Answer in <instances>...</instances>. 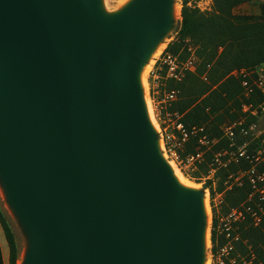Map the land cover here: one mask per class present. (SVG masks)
Returning <instances> with one entry per match:
<instances>
[{
    "label": "water",
    "instance_id": "95a60500",
    "mask_svg": "<svg viewBox=\"0 0 264 264\" xmlns=\"http://www.w3.org/2000/svg\"><path fill=\"white\" fill-rule=\"evenodd\" d=\"M0 0V168L26 264H202L200 192L176 187L138 70L172 0Z\"/></svg>",
    "mask_w": 264,
    "mask_h": 264
},
{
    "label": "trees",
    "instance_id": "16d2710c",
    "mask_svg": "<svg viewBox=\"0 0 264 264\" xmlns=\"http://www.w3.org/2000/svg\"><path fill=\"white\" fill-rule=\"evenodd\" d=\"M253 1L213 0L208 12L184 1L180 31L162 55L184 64L195 50L196 71L168 81L179 91L172 111L188 135L183 141L178 132L182 147L177 154L184 161L202 156L191 180L204 182L212 201L222 196L220 213L213 205L211 241L214 257L228 250L226 264H264V137L252 135L259 120L254 112H261L264 94L252 86L251 77L233 75L264 65V6L260 16L235 13ZM0 224L9 264H18L19 244L1 202Z\"/></svg>",
    "mask_w": 264,
    "mask_h": 264
},
{
    "label": "rangeland",
    "instance_id": "374dc122",
    "mask_svg": "<svg viewBox=\"0 0 264 264\" xmlns=\"http://www.w3.org/2000/svg\"><path fill=\"white\" fill-rule=\"evenodd\" d=\"M119 1L120 0H101L103 11L106 16L114 17L116 15V12L120 7ZM184 1L186 0H172V6L179 9V17H177L176 19L170 18L167 29L163 32V34L159 37L157 43L155 44L154 49L160 45H164L165 47L158 54L154 63L150 67L146 76L147 88L144 90L142 89V92L145 91L150 100L153 119L157 125L154 129V133L157 139V149L160 156L174 162L182 175L184 177L186 176L185 178L188 179V181L200 186L199 192L203 195V198L207 199L210 220V238L212 239L214 219L213 205L220 213L219 206L222 200V196L218 195L212 201L210 190H203L204 182L199 184L195 182V180H191V177H194V173H196L198 169L199 163L197 162V160L201 159L202 156L195 159H188L186 161L179 159L177 149L182 147V145L179 144L180 135L178 132L183 129V125L180 123L181 117L172 111L176 103L179 101V91L171 89L168 85V81H180L182 78H184L187 70L190 72L196 71V59L194 56L195 50L191 49L192 56L184 64H182V62L178 61L177 59H164L162 56L168 45L177 38L178 32L180 31L182 21L181 14ZM188 1L189 6H195L203 12L212 11L213 9V0ZM263 6L264 0H255L249 4L241 6L236 10L235 13L237 15L245 16H260L262 14ZM176 71L180 75V79L172 78L173 74H175ZM244 71L247 73V76L251 77L253 81L252 86L256 87L262 94H264V65L252 71ZM171 92H175L176 94V98L174 100H170L168 98ZM248 110L249 107H245V111ZM254 115H256L259 120L258 124L254 128H252V135L255 138L264 137V105L261 107V112L259 113L256 110L254 112ZM0 202L17 237V243L19 244L20 249L18 264H26V260H23L22 256L25 251L29 252L33 244V236L20 211L11 198L9 187L1 168ZM206 219L207 218L205 217V221ZM225 221L226 220L222 218V222ZM212 247V241H210V249L207 253V256H203L202 264H226L224 259L229 255L228 250L224 249L220 256L214 257V255L212 254Z\"/></svg>",
    "mask_w": 264,
    "mask_h": 264
},
{
    "label": "bare ground",
    "instance_id": "6f19581e",
    "mask_svg": "<svg viewBox=\"0 0 264 264\" xmlns=\"http://www.w3.org/2000/svg\"><path fill=\"white\" fill-rule=\"evenodd\" d=\"M136 1L137 0H120L119 1L120 7L117 10L116 15L114 17L120 16L121 14H123L126 10H128L131 6H133ZM98 11L102 15L105 16V13L103 11V7L101 4V0H99V3H98ZM177 17H179V9L175 8L174 6H171L170 18L176 19ZM164 47H165L164 45H160L156 47L148 56L145 64L140 68V70H138L136 80L141 89L144 90L147 88L146 86L147 73L150 67L152 66V64L154 63L155 59L157 58L158 54L162 51ZM141 100H142V106H143L146 119L149 125L154 130L157 125L154 122L153 115H152V108L150 107L151 106L150 100L145 91L141 93ZM162 161L166 165L168 172H169L170 179L176 187H178L179 189L183 191L189 192V193H197L200 191V186L198 184H194L188 181V179L185 178L186 176L184 177L182 175V173L177 168V166L174 164V162L169 161L166 158H162ZM201 210H202L203 215L207 218L205 221V227L201 234L202 252H203V256L206 257L210 249L211 238H210L209 208H208L207 199L205 198L201 202ZM27 257H28V251H25L23 253L22 258L23 260H27Z\"/></svg>",
    "mask_w": 264,
    "mask_h": 264
},
{
    "label": "built area",
    "instance_id": "2783aa9c",
    "mask_svg": "<svg viewBox=\"0 0 264 264\" xmlns=\"http://www.w3.org/2000/svg\"><path fill=\"white\" fill-rule=\"evenodd\" d=\"M167 59L174 60V59H171L170 57L167 58ZM187 71H188V70H187ZM233 75L236 76V77H240V76H242L243 78H246L247 73H246L244 70H242V71H236V72H234ZM172 78H173V79H180V75L177 73V71H176L175 74H173ZM243 86L246 88L247 92L250 91V90H249V89H250V86H249L247 80H245V81L243 82ZM168 98H169L170 100H174V99L176 98V94H175V92H171V93L169 94ZM180 133H181V136L183 137V141H186V140H187V137H188L187 133H186L183 129L180 130ZM198 157H200V156H197V158H198ZM191 159H195V158H191Z\"/></svg>",
    "mask_w": 264,
    "mask_h": 264
},
{
    "label": "crops",
    "instance_id": "0c3cea01",
    "mask_svg": "<svg viewBox=\"0 0 264 264\" xmlns=\"http://www.w3.org/2000/svg\"><path fill=\"white\" fill-rule=\"evenodd\" d=\"M10 259V249L0 224V264H9Z\"/></svg>",
    "mask_w": 264,
    "mask_h": 264
}]
</instances>
